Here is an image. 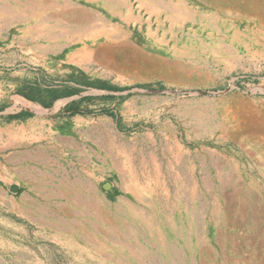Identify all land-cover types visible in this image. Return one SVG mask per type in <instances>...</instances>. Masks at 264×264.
Segmentation results:
<instances>
[{"label": "rangeland", "instance_id": "374dc122", "mask_svg": "<svg viewBox=\"0 0 264 264\" xmlns=\"http://www.w3.org/2000/svg\"><path fill=\"white\" fill-rule=\"evenodd\" d=\"M173 1L0 0V264H264V0Z\"/></svg>", "mask_w": 264, "mask_h": 264}, {"label": "trees", "instance_id": "16d2710c", "mask_svg": "<svg viewBox=\"0 0 264 264\" xmlns=\"http://www.w3.org/2000/svg\"><path fill=\"white\" fill-rule=\"evenodd\" d=\"M88 84H91V85H94V86H98V87H100L101 86V84H99V83H94V82H91V83H88ZM66 94H68V92H53L52 94H51V96H52V98L54 99V98H58V97H61V96H64V95H66ZM26 96L27 97H29V98H32V96H30V95H27L26 94Z\"/></svg>", "mask_w": 264, "mask_h": 264}, {"label": "crops", "instance_id": "0c3cea01", "mask_svg": "<svg viewBox=\"0 0 264 264\" xmlns=\"http://www.w3.org/2000/svg\"><path fill=\"white\" fill-rule=\"evenodd\" d=\"M21 101L24 102L26 105L36 109L39 113H42L44 111L41 107L31 104L30 102L26 101L25 99L21 98Z\"/></svg>", "mask_w": 264, "mask_h": 264}, {"label": "bare ground", "instance_id": "6f19581e", "mask_svg": "<svg viewBox=\"0 0 264 264\" xmlns=\"http://www.w3.org/2000/svg\"><path fill=\"white\" fill-rule=\"evenodd\" d=\"M85 1H86V0H85ZM139 1H140V0H139ZM170 1L172 2L173 7H175V8L177 7V8H179L178 5H177L176 3H174L173 0H170ZM58 3H59V2H58ZM140 3H141V2H140ZM181 3H182V2H181ZM170 4H171V3H170ZM158 5H159V4H158ZM182 5H183V3H182ZM185 5H186V3H185ZM170 6H171V5H170ZM183 6H184V5H183ZM65 7H66V6H65ZM84 8H85V7H84ZM84 8H83V9H84ZM180 8H182V7H180ZM75 9H76V8H75ZM81 10H82V9H81ZM81 10L78 11V12H79V13L82 12ZM186 10H187V9H186ZM87 11H88V10H87ZM181 11H182V10H181ZM192 11H193V9H192ZM192 11H191V13H192ZM69 12H70V11H69ZM84 12H86V11H84ZM66 13H67V12H66ZM67 14H68V13H67ZM81 14H82V13H81ZM186 14H187V13H186ZM180 15H181V14H180ZM190 15H191V14H190ZM78 16H79V15H78ZM85 16H86V15H85ZM82 17H83V14H82ZM186 17H187V16H186ZM80 18H81V16H80ZM61 20H62V19H61ZM65 21H66V20H65ZM69 21H70V20H69ZM77 22H78V21H77Z\"/></svg>", "mask_w": 264, "mask_h": 264}, {"label": "water", "instance_id": "95a60500", "mask_svg": "<svg viewBox=\"0 0 264 264\" xmlns=\"http://www.w3.org/2000/svg\"><path fill=\"white\" fill-rule=\"evenodd\" d=\"M107 187H108V183H106V184L104 185V188H107ZM11 188H12V190H15L16 186L13 185Z\"/></svg>", "mask_w": 264, "mask_h": 264}]
</instances>
